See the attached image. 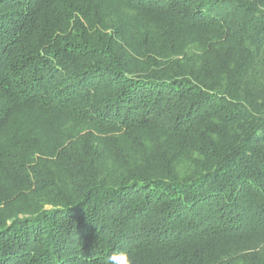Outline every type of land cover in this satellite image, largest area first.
<instances>
[{"label": "trees", "instance_id": "obj_1", "mask_svg": "<svg viewBox=\"0 0 264 264\" xmlns=\"http://www.w3.org/2000/svg\"><path fill=\"white\" fill-rule=\"evenodd\" d=\"M125 261L264 264V0H0V264Z\"/></svg>", "mask_w": 264, "mask_h": 264}, {"label": "rangeland", "instance_id": "obj_2", "mask_svg": "<svg viewBox=\"0 0 264 264\" xmlns=\"http://www.w3.org/2000/svg\"><path fill=\"white\" fill-rule=\"evenodd\" d=\"M122 10L124 11V13H122V16H123V18H126L125 21L127 22V20H131L130 17H129L130 13H128L125 9H122ZM126 13H127V15H126ZM36 114L37 113H34V112H32V113L30 112L29 114H27V115H29L28 120L35 121V122H37V121L40 122L39 120H40L41 117H39Z\"/></svg>", "mask_w": 264, "mask_h": 264}, {"label": "clouds", "instance_id": "obj_3", "mask_svg": "<svg viewBox=\"0 0 264 264\" xmlns=\"http://www.w3.org/2000/svg\"><path fill=\"white\" fill-rule=\"evenodd\" d=\"M125 264H127V261H125Z\"/></svg>", "mask_w": 264, "mask_h": 264}]
</instances>
